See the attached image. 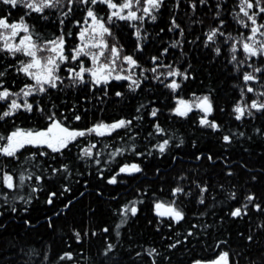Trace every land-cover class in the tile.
Wrapping results in <instances>:
<instances>
[{"label":"trees","instance_id":"obj_1","mask_svg":"<svg viewBox=\"0 0 264 264\" xmlns=\"http://www.w3.org/2000/svg\"><path fill=\"white\" fill-rule=\"evenodd\" d=\"M233 1L163 0L156 19L138 27L130 20L109 21L110 9L101 1L59 3L42 13L0 2V18L13 23L23 17L36 42L63 35L69 57L56 87L29 96L31 111L20 108L0 119V137L17 129L45 130L53 114L73 130L131 121L105 135L86 132L59 152L27 144L15 156L0 153V264H211L223 252L229 264H264V109L254 108L240 119L235 111L241 102L264 104V58H251L262 68L253 84L262 93L245 94L248 68L234 63L224 43L242 28L231 15ZM89 8L108 23L122 54L136 60L139 87H129L125 79L96 84L87 74L82 82L70 77L80 71L81 63L71 56ZM214 29L219 32L209 41ZM84 60L82 66H89V58ZM24 61L0 44V91L15 94L32 84L20 71ZM159 65L184 74L177 90L151 72ZM195 96L209 98L208 120L217 129L200 123L199 110L186 116L175 112L179 97ZM10 104V99L0 100V115ZM165 140L161 152L158 145ZM87 149L91 156L84 155ZM132 164L141 171L119 172ZM4 173L13 176L16 187L3 184ZM113 176L115 184L108 182ZM177 187L183 192L173 195ZM173 201L183 213L179 222L156 213L157 203ZM125 206H135L136 214L125 215ZM236 208L242 214L231 216Z\"/></svg>","mask_w":264,"mask_h":264},{"label":"snow or ice","instance_id":"obj_2","mask_svg":"<svg viewBox=\"0 0 264 264\" xmlns=\"http://www.w3.org/2000/svg\"><path fill=\"white\" fill-rule=\"evenodd\" d=\"M0 2L11 5L13 8L17 7L18 5L23 6L24 8L37 12L42 13L45 8H54L56 7L60 0H0ZM71 3V0H69ZM84 3H91L96 4L97 0H83ZM101 2L106 3L107 6L110 9H114V11L111 12V15L108 17L109 21L112 20L113 17H116L120 20H141L143 21L144 15H151L152 11L154 9L158 10L163 3V0H145L146 6H144L142 9H140L139 5L141 4V0H135V5L137 6V11H142L144 15L137 16V11H132L134 0H123V2L118 6L116 3H113V0H101ZM201 3H204L205 0H200ZM261 0H255V5L252 3V0H241V6H240V12L244 14L252 22L253 27L251 28L252 31V37H249L250 40H253V43H244L243 48L245 52L249 53L251 56H255L257 54L264 53V41H261L259 44H255V36L258 32H260L261 28H264V24H261L259 26H256V16H258L260 13H264V7H260ZM255 7H259V12H252L249 13V9H253ZM195 7V5H193ZM127 11V15L122 14L124 10ZM71 11V9H69ZM68 13H65L67 15ZM87 17H90L92 20V24L90 27H86L79 33L80 38L82 41H85L87 37V42L83 44L82 47L76 48L74 50V55L71 56L72 60H76L81 54L84 55H90L92 57V60L94 63H97L99 60V56L104 55L103 49L107 47V44L104 41L105 34H109V29L105 27L104 23L101 22L100 19L96 17L94 12L91 8L87 11ZM46 18V17H45ZM151 19L155 20L156 16L151 15ZM87 22V18H86ZM62 23V21H61ZM243 23V21H241ZM174 27H179V25L175 24V21H173ZM248 25L245 24V27ZM0 28L4 29H11V37H15L19 31H23L25 33L29 32V27L26 23H24L23 17H21L20 23H12L9 24L7 18H0ZM217 32H219V29H214L209 35L208 40L211 41L216 36ZM181 34H183L181 30ZM222 34V33H221ZM262 36H264V32L260 33ZM136 36H140L139 30L136 32ZM0 39H3L5 41L3 47L4 49H7L10 53L15 54L16 52H23L27 56L31 57V60L23 65V67L20 69V71H23L28 76H31L35 81L36 85L28 86L27 90L21 89V93H23L24 96L31 95L33 91H39L44 92L45 84H49L52 87H56V81L60 79L59 76L55 75L56 71L59 69V62H63L67 60L69 57L64 55V38L63 35L58 37L55 40L48 41L45 45L42 47L44 49H47L51 53H54V55H49L44 62L42 63L41 59L38 58L37 52L41 50L40 46H37L33 41L30 35L24 36L19 44H11L8 42L9 37L7 36H0ZM89 45H91L92 48H99L101 49L99 54L93 53L90 50L86 51V49L89 48ZM50 46V47H49ZM111 54L113 57H118L119 50L116 47H112L110 49ZM167 51V49H165ZM219 51V49H217ZM123 59L128 63L130 67H135L137 62L132 58V56H125ZM157 58L153 57V60L155 61ZM233 59H235V56H233ZM114 63V61H113ZM31 69H36L37 71H30ZM69 73L73 72V69H68ZM151 71L155 72L156 68L151 69ZM255 71H260V69H255ZM84 72H90L91 76L93 77L96 84H100L101 82L107 83L109 78L111 77L112 69L108 64L99 65L95 69H86L82 66L79 72H75V77L79 78V80L83 81V73ZM107 72V74H105ZM3 73H0V76H2ZM169 76H177V75H184L183 73H180L179 70L169 71ZM159 77H157L158 79ZM187 79V76L184 77ZM116 80L120 79H131L130 76H120L116 75L114 77ZM255 77L252 74H245L244 80L249 81L253 80ZM39 86V87H37ZM139 87V82L137 80H132V83L129 85V87ZM167 87L175 90L180 87V85L173 80L170 84L167 85ZM248 91H252L251 88L248 89ZM10 95H20V93L12 94L7 89H4L3 91H0V100H6ZM117 96L121 95V93L117 92ZM181 105H185L184 101H180ZM198 107H202V110L205 112V117L200 120V123L202 125H208L209 127L213 129H217L219 126L215 122H210L207 119V114H209L212 111L211 102L209 101V98L207 96H204L202 100L200 101V104L197 105ZM23 107L27 111L32 110V105L27 103V101L24 102L23 105L17 103L15 99L11 101V104L9 105V111L3 112L2 115H0V119H3L4 117L10 116L13 114L15 110L20 109ZM252 108L264 109V104H257L256 102H253L251 105ZM191 108L185 105L184 109H181L180 107H177L175 109V112L180 116H186L187 112L190 111ZM235 111L238 113L237 119H240L241 116L244 114V110L237 106ZM157 110H153L151 115L156 116ZM48 119L51 121L50 126L47 127L45 130L41 131H22L20 129H17L16 131L12 132L10 136L4 138L0 137V140L6 139L7 143L6 145L0 146V153H3L7 156H15L16 152L24 147L26 144H33V145H47L48 148H51L55 152H59L62 149H65L68 147L69 143L74 141L78 136H84L86 133L84 131H71L69 128L64 127L60 121L56 120L53 115H50ZM75 119L79 120L80 117L76 116ZM131 121H124L120 120L113 124H104L100 123L94 126L93 128H90L87 130L88 133L96 132L98 135H105L106 133H111L112 131L119 129L121 127H126L128 124H130ZM157 131H163L159 127V125H156ZM224 141H229V136L223 137ZM168 144V141L165 140L162 144L158 145L161 152L165 150V146ZM92 147H95L93 145ZM91 149H87L84 152L85 156H91ZM199 158V157H198ZM211 159V157H209ZM99 161H97L98 163ZM66 167V166H65ZM141 168L137 164L132 165H125L120 168V173H134V172H140ZM119 173H117L118 175ZM24 175L21 174L19 177L20 185H23L24 182ZM28 179H31V176L29 175ZM39 179V177H37ZM2 182L3 184L8 188L12 189L16 187L14 184V178L12 175H9L7 173H4L2 176ZM111 184H115L117 182L116 176H113L109 181ZM201 191H206V189H201ZM183 192V189L180 187H177L173 190V195L176 193ZM55 195L54 193L52 194ZM249 202L253 200L252 196H248L246 198ZM49 204L53 202L52 196L49 197L48 201ZM201 203H203V199L201 200ZM175 204V201H173L172 204L165 205L163 203H157L155 205L157 213L161 217H171L175 221L179 222L183 219V213L178 210L173 205ZM245 209L247 208V205L243 206ZM257 209H259V205L256 206ZM15 210V209H13ZM124 214L126 215L128 211L131 212L132 215H135L137 212V208L135 206H132L130 209L125 206V209L123 210ZM242 214L241 208H236L234 211L230 213L231 216H240ZM119 227V225H117ZM107 231V229H105ZM77 237L79 238V234H77ZM251 239V237H249ZM175 245H172L174 247ZM112 247V245H109V249ZM153 251H155L153 249ZM199 264V262H197ZM211 264H228V253L223 252L218 257L217 260L212 261Z\"/></svg>","mask_w":264,"mask_h":264},{"label":"rangeland","instance_id":"obj_3","mask_svg":"<svg viewBox=\"0 0 264 264\" xmlns=\"http://www.w3.org/2000/svg\"><path fill=\"white\" fill-rule=\"evenodd\" d=\"M74 1L75 0H71V3L74 2ZM97 1H101V0H97ZM224 1H225V3H227L229 0H224ZM64 2L65 3L66 2L69 3V0H60L59 3H64ZM79 2H83V0H79ZM122 2H123V0H120V2H117V1H114L113 0V3H116L118 6ZM252 3L255 5V0H252ZM144 6H146L145 0H141V4L139 5L140 9H142ZM240 6H241V0H234L232 2V6L231 7L232 8H236V9L231 11V15H232L233 19H235L236 22H239V24H241L242 28L239 30L238 34H232V35H230V33H232V32H230L229 33V39L227 38V40H226V41H228V43L227 42H224V43L225 44H229V48H230L231 54H232V56H235V59H232L234 61V63L237 64L241 68H243V66L241 64L244 63V66H246L248 68V71L243 72V75H245V74H252L255 77V79H253V80H249V81H245L244 80L245 85H244V88L242 90L243 91H246V90L248 91V89L251 88L252 91H248V92L254 93V94H258L259 92L257 90L259 89V87L256 86V85H253V84H254V82L257 81V72L258 71H255V69H260L261 66L258 67L257 60L255 61V60H253L251 58H255V59L256 58L259 59L260 57L264 58V53L257 54L255 56H251L249 53L245 52V50L243 48L244 43H250V44L253 43V40H250L249 39V37H252L251 28L253 27V25H252V22L250 20H248V18L246 16H244V14L242 12H240ZM260 7H264V0H261ZM131 10L132 11H137V6L135 5V0H134V3H133V8ZM112 11H114V9H110V14L109 15H111V12ZM127 11H128L127 9L124 10V12L122 14L127 15ZM157 11L158 10L154 9L152 11L151 15H156V12ZM248 11H249L250 14L252 12H259V7H255L254 6L253 9H249ZM141 15H144L143 12L142 11H137V16H141ZM151 15H144L143 21L145 19L151 20ZM86 18H87V22H86ZM86 18L83 21V23L81 24V30H83L86 27H90V25L92 24L91 18L90 17H87V16H86ZM114 18H116V17H113L112 19H114ZM143 21H141V20H134V21H131V22H132L133 25H135V27H138V25H140ZM241 21H243V23H241ZM101 22L104 23L105 27H107L109 29V33H110V35L109 34H105V36L103 38L104 41H105V43L107 44V47L103 49L104 55L99 56V60H98L97 63H94L93 62L92 57L90 55H84V54H81V56H79L76 60H78L79 64L81 62L83 64V62H85L84 59L85 58H89V62H90L89 66H83L86 69H95L99 65L108 64L110 66V68L112 69V72H111V77L112 78H109L108 81L114 79V77L116 75H120V76H130L131 79H125V80H128L130 83H132V80H137L138 82H140V79L142 78V75H139L138 72L135 70L137 68V64H136L135 67H130L128 65V63L123 59V57H125V56L122 54V52L120 51V49L116 45H114L113 42H112L111 32H110V28L108 26V23L105 22V21H102V20H101ZM8 23L9 24H12L11 22H8ZM13 23H20V21H16V22H13ZM24 23H26V22L24 21ZM245 24L248 25V26L245 27ZM261 24H264V13H260L258 16H256V26H259ZM226 32H229V31H226ZM261 32H264V28H261L260 29V32H258L256 34V36H255V44H259L261 41H264V36H262L260 34ZM28 35L31 36L32 41L37 46H40L41 47V50L37 52V56H38V58L41 59L42 63L44 62V60L49 55H54V53H51L50 51H48L47 49H44L42 47L47 42H36L34 40V38L32 37L30 31L27 32V33H25V32H23L21 30V31L18 32V34L15 37H11V29L0 28V36H7V37H9L8 42L11 43V44H14V45L15 44H19L20 43V40L24 36H28ZM85 42H87V37H86L85 41H82L81 38H80V35H79V43H78V45H77L76 48L82 47ZM4 43H5V41L3 39H0V44L2 45V47H3ZM113 46L116 47L119 50L118 57H113L112 54H111L110 49ZM89 50L91 52H93V53L99 54V52H100L101 49H99V48H92L91 45H89V48L86 49V51H89ZM17 53H20V54H22L24 56V58H25V61L24 62L25 63H27V62H29L31 60V57L27 56L23 52H17ZM238 53H240L242 57H247L250 60L249 61H246V62L245 61L243 62V58L239 57L238 56ZM74 54L75 53L73 51V55ZM64 55L67 56L65 54V52H64ZM251 60H253V62ZM67 61H68V59L65 60V61H63V62H59V60H58L59 69L56 71L55 75L59 76L60 68ZM113 61H114V63H113ZM23 65H22V67H23ZM154 68H156V71L155 72L151 71V72L155 74L154 76H156V78L159 77L158 79L166 82L167 84H170L173 80H175L180 85V79L183 78V75L169 76L168 75V72L169 71L177 70V69L173 68L171 65L170 66H167V65H159V66L154 67ZM261 70H262V68H261ZM30 71H37V70L36 69H31ZM72 74L73 75H71L70 77L72 79H76L77 77H75V72L72 73ZM85 74L89 75L90 78L93 79V77L91 76V73L90 72H84L83 73V78L85 77ZM105 74H107V72H105ZM29 77L32 79V84L29 85V86L36 85V81L31 76H29ZM77 79H79V78H77ZM120 80H122V79H120ZM60 81H61V77H60L59 80L56 81V85H58L60 83ZM37 87H39V86H37ZM48 87H50L49 84H45L44 85L45 90ZM27 88H28V86L25 87L24 89L27 90ZM177 89H175V90H177ZM247 91L245 92V94L248 93ZM36 92H39V91H33L32 94L33 93H36ZM17 93H20V95H18V96L17 95H10L7 99H10V101H12L13 99H15L17 101V103H19L21 105H23L25 101H27V103H29L28 101H29V96L30 95L24 96L23 93H21V91H19ZM261 93H259V94H261ZM203 97L204 96H195V97H192V98L186 100V105L191 108L190 111H192V110H199L201 112V114H202V118L205 117V112L202 110V107H198L197 105L200 104V101L202 100ZM184 99L185 98H183V97H179L177 99V103H176L177 106H176V108L177 107H182L183 108V106L185 108V105H181L180 104V101H184ZM262 101L264 102V99H262ZM253 102H256L257 104H263V103H260V100L255 99L254 101L251 102L250 105H248L246 102H241V103L238 104V106L241 107L244 110V114H248V113L251 112L252 109H254V108L251 107V105H252ZM21 108H23V107H21ZM209 114H207V119H209ZM116 122H118V121H116ZM116 122L104 123V124H109L110 125V124H113V123H116ZM69 130H71V131H84L85 133L87 132L86 130H73V129H69ZM22 131H24V130H22ZM39 131H41V130H39ZM25 132H27V131H25ZM33 132H35V131H33ZM6 143H7V141H6ZM228 259H229V256H228Z\"/></svg>","mask_w":264,"mask_h":264},{"label":"water","instance_id":"obj_4","mask_svg":"<svg viewBox=\"0 0 264 264\" xmlns=\"http://www.w3.org/2000/svg\"><path fill=\"white\" fill-rule=\"evenodd\" d=\"M184 102H185V105H186V100H184ZM181 109H184V106H183V108L182 107H180ZM163 204H165V203H163ZM165 205H168V204H165ZM156 213H157V210H156ZM158 214V213H157ZM212 262V261H211ZM228 264H229V262H228Z\"/></svg>","mask_w":264,"mask_h":264}]
</instances>
